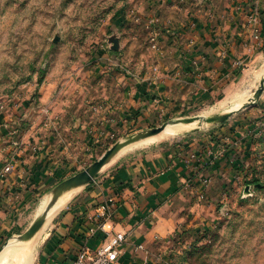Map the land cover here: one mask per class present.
I'll list each match as a JSON object with an SVG mask.
<instances>
[{"label":"rangeland","instance_id":"rangeland-1","mask_svg":"<svg viewBox=\"0 0 264 264\" xmlns=\"http://www.w3.org/2000/svg\"><path fill=\"white\" fill-rule=\"evenodd\" d=\"M230 3L231 0H0V115L7 119L13 112L24 114L16 124L18 130L33 126V114L44 116L43 124H68L62 138L70 139V143L63 141V147L69 144L59 159L60 170L17 215L19 226H23L17 236L41 218L37 211L46 196L63 181L86 170L118 142L124 143L166 122L212 118L237 110L223 123L169 124L154 136L158 137L154 142L144 145L141 140L129 145L130 149H122L103 170L152 146L181 138L205 140L204 143L209 140L221 159L217 184L221 193L217 199L219 219L212 227L185 237L186 248L175 264H264V119H259L263 112L258 108H264V93L255 107L240 109L249 102H243L244 95L252 99L264 79V59H252L249 71L241 70L231 78L215 84L204 82L202 92L191 90L192 98L180 103L170 116L156 115L147 120L142 117L134 124L127 119L112 130L103 124L107 119L94 123V117L111 112L106 111L107 103L118 97L119 80L144 75L149 78L153 74L149 67L171 61L172 55L166 56V52L180 51L191 44L199 23L211 21V26L215 18L226 16ZM153 20L155 23H151ZM186 37L193 39L185 40ZM181 98H185L184 94ZM75 118L90 128L83 129L82 123L70 129ZM235 128H243L239 129L238 146L229 148L222 141L218 147V139H213L228 137ZM246 128L249 137H245ZM6 135L2 134V138ZM246 143H251L248 148ZM226 148L231 151L227 156ZM84 188L74 189L68 203L52 217L48 215L44 226L29 240L33 264L43 230ZM14 237L6 238L0 249L15 243Z\"/></svg>","mask_w":264,"mask_h":264},{"label":"crops","instance_id":"crops-1","mask_svg":"<svg viewBox=\"0 0 264 264\" xmlns=\"http://www.w3.org/2000/svg\"><path fill=\"white\" fill-rule=\"evenodd\" d=\"M228 9L229 13L215 18L211 26V21L199 23L196 34L193 33L195 40L186 37L185 40L193 39L191 44L180 51L178 48L166 52V56L172 55L171 61L149 67L153 71L149 78L144 75L119 80L118 97L107 103L106 111L111 112L99 116L100 119L94 117V123L107 119L103 124L112 130L128 120L134 124L142 117L147 120L156 115L170 116L180 103L190 99L191 90L202 92L204 82L215 84L241 72V68L234 66L238 60L246 66H250L252 59L263 60L264 0H231ZM253 14L259 18L260 39H255L250 23ZM209 27L212 29L208 30ZM123 115H127L126 120H121ZM8 116L5 119L0 115V171L13 158L14 163L13 171L0 179V246L8 237H19L23 226H19L17 215L41 186L52 180L55 171L60 170L59 159L70 143V139L62 138L68 124H43L44 116L33 114V126L18 130L16 124L24 114L13 112ZM82 123L83 129L90 128L75 118L70 129ZM239 129L230 131L228 137L221 135L225 137L221 141L229 144V148L237 147ZM247 129L243 130L245 137H249ZM2 134H7L5 139ZM63 141L69 143L63 147ZM203 141L181 138L152 146L102 170L43 230L34 264H72L83 250L95 252L110 236L123 230L128 236L119 264H175L179 253L186 248L185 237L195 236L219 219L217 199L221 193L217 184L221 159L214 143ZM249 145L246 143L245 148ZM209 149L214 151L213 160L208 158ZM230 152L227 149L226 156ZM194 154L198 156L196 159ZM73 191L60 197L55 193L48 195L40 213L46 212L56 200L49 214L52 217L68 203ZM110 201L113 218L112 233L108 236L97 229L94 217L97 208ZM91 229L95 232L88 236Z\"/></svg>","mask_w":264,"mask_h":264},{"label":"water","instance_id":"water-1","mask_svg":"<svg viewBox=\"0 0 264 264\" xmlns=\"http://www.w3.org/2000/svg\"><path fill=\"white\" fill-rule=\"evenodd\" d=\"M264 93V79L261 81L260 83V87L258 88V90L255 92L253 98L251 100H249V102L247 104H245L244 106H242L240 109H247V108H251V107H255L258 103V101L261 99L262 95ZM235 111L234 110L232 112H229L227 114L224 115H219V116H215L212 118H204V117H197L194 119H178L176 121H172V122H166L164 123L162 126L157 127V128H153L147 131H143L140 132L136 135H133L131 137H129L126 142L121 143L118 142L117 144H115L111 149H109L98 161H96L95 163H93L90 167H88L86 170L74 175L73 177L63 181L62 183H60L54 190L53 193H55V196L60 197L62 194H64L65 192L80 188V187H84L90 183H92L95 178L97 177V175L105 168V166H107L111 160L120 153V151L122 149H124L125 147H128L129 145L141 141V140H145L154 136H157L159 134H161L162 132H164L166 130V128L169 126V124H191L193 122L199 121L201 123L203 122H220L223 123L225 121H227L229 119V117H231ZM56 197V198H58ZM55 204V201H53L49 207L47 208L46 212H44L41 216V218H39L30 228L28 231H26L23 235L19 236L21 239L23 240H30L32 237H34L39 230L44 226L45 221L51 211V209L53 208ZM9 245V243H7L3 248L0 249V253L3 251V249Z\"/></svg>","mask_w":264,"mask_h":264},{"label":"built area","instance_id":"built-area-1","mask_svg":"<svg viewBox=\"0 0 264 264\" xmlns=\"http://www.w3.org/2000/svg\"><path fill=\"white\" fill-rule=\"evenodd\" d=\"M155 21L156 20H153L151 23H155ZM250 23L253 25L255 39H260V36H258L260 33V22L257 14L251 15ZM234 66L236 68H241L242 71H249L251 69V67L244 65L242 60H238ZM207 155L209 159H214V151L212 149L207 151ZM197 157L198 156L196 154L193 155L194 159ZM13 163L14 158L11 162H9V165L0 171V179L13 171ZM112 206V201L102 204L97 208L96 215L94 217V220L97 221V229L104 231L108 236L112 233L110 226L113 218ZM94 232L95 229H91L88 233V236H92ZM127 236L128 233L125 230L113 234L110 236L108 242L97 251L92 252L88 248L83 250L72 262V264H119V257L123 252L124 245L127 241Z\"/></svg>","mask_w":264,"mask_h":264},{"label":"bare ground","instance_id":"bare-ground-1","mask_svg":"<svg viewBox=\"0 0 264 264\" xmlns=\"http://www.w3.org/2000/svg\"><path fill=\"white\" fill-rule=\"evenodd\" d=\"M251 95H244L243 97V102H246L248 99H250ZM243 104V103H242ZM244 106V105H243ZM180 127V125H179ZM181 128V127H180ZM172 131V128H171ZM176 131V130H175ZM169 133V131H167ZM166 132V133H167ZM165 133V134H166ZM172 133V132H171ZM158 137H152L146 140H143V144H148V143H152L155 140H157ZM142 143V142H141ZM132 146V145H131ZM127 148H131V147H127ZM126 150V149H125ZM124 151V150H123ZM113 161V160H112ZM111 163V162H110ZM66 194V193H65ZM67 197V195H65ZM64 196V197H65ZM52 197V196H51ZM63 197V198H64ZM56 199V197H55ZM65 199V198H64ZM52 200V199H51ZM50 200V201H51ZM56 201V200H54ZM48 202V197L46 196L43 200L42 203L40 204L39 208H38V213L41 212V210L44 208V206L47 204ZM60 202V199H59ZM67 202V201H66ZM66 202L64 204H66ZM63 204V205H64ZM61 205V204H60ZM59 207V206H58ZM63 207V206H62ZM57 208V207H56ZM61 208V207H60ZM43 211V210H42ZM58 211V210H57ZM56 211V212H57ZM50 214V213H49ZM53 215V214H52ZM14 242H10L9 245H7L3 251L0 253V264H33V257H32V253H31V247L29 244V240H23L20 237L18 238H14Z\"/></svg>","mask_w":264,"mask_h":264},{"label":"trees","instance_id":"trees-1","mask_svg":"<svg viewBox=\"0 0 264 264\" xmlns=\"http://www.w3.org/2000/svg\"><path fill=\"white\" fill-rule=\"evenodd\" d=\"M258 108H260V110L263 112V114H261L262 116L259 117V119H264V108H263V105H259ZM218 139V140H217ZM213 140H217V146L220 147L222 141H221V138L219 139L218 137L217 138H214ZM251 144V143H250ZM211 162L207 163L206 166H209ZM255 182V181H254ZM254 182H251V183H254Z\"/></svg>","mask_w":264,"mask_h":264}]
</instances>
